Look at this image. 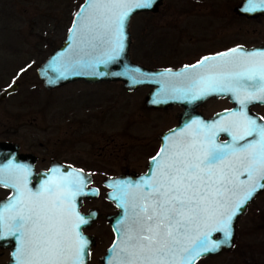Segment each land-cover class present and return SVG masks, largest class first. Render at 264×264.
<instances>
[{"label": "snow or ice", "instance_id": "1", "mask_svg": "<svg viewBox=\"0 0 264 264\" xmlns=\"http://www.w3.org/2000/svg\"><path fill=\"white\" fill-rule=\"evenodd\" d=\"M155 2L87 0L70 31L80 34L81 50L87 49L91 58L58 60L57 78L69 70L94 71L118 59L127 18ZM258 9H264V0H247L245 11ZM218 60L231 66L190 79L183 89L167 80L152 81L161 84L158 95L183 91L197 99L209 91L227 92L241 108L223 117L224 124L197 120L170 133L151 158L146 176L111 185V198L123 210V218L114 229L117 239L108 264H195L203 254L229 243L233 218L254 193L264 189V125L244 110L252 100L264 101V52L231 49L192 67ZM129 72L133 83L144 82L138 77L146 74L136 69L124 74ZM217 130L229 133L232 142L218 144ZM51 172L33 191L28 187V168L11 160L0 166V186L13 190L6 202H0V241L16 240V264H84L88 240L80 228L89 218L76 210V198L94 193L85 191L86 179L80 171L61 173L54 168ZM215 233L221 238L213 239Z\"/></svg>", "mask_w": 264, "mask_h": 264}, {"label": "rangeland", "instance_id": "2", "mask_svg": "<svg viewBox=\"0 0 264 264\" xmlns=\"http://www.w3.org/2000/svg\"><path fill=\"white\" fill-rule=\"evenodd\" d=\"M82 1L0 0V93L12 82L17 83L13 94L0 100V121H3L0 123L9 119L13 124V141L26 148L33 136L35 141L41 140L35 134H42L45 139V129L42 131L40 125L45 110L79 109L82 112L76 114L83 132L82 137L73 140L80 141L77 146L82 159L91 156L87 153L92 150L95 162L110 160L113 171L125 168H118L123 163L130 169L142 170L157 146V134L175 121L170 108L154 116L155 111L143 105L147 88L126 91L120 81H73L48 91L36 77V66L63 40ZM237 1L161 0L155 12L133 15L128 24L131 61L147 68H171L190 61L200 54L190 48L193 40L198 42L195 36L199 37L191 29L198 32L206 22L190 29L192 15L218 11V6L228 18ZM225 22V42L249 40L243 31L247 27L244 22L241 31L233 30L234 20ZM207 105L205 115L221 107L228 108L230 103L215 98L207 101ZM250 110L264 117V105L251 106ZM33 149L43 153L38 146ZM195 264H264V189L237 217L232 247Z\"/></svg>", "mask_w": 264, "mask_h": 264}, {"label": "flooded vegetation", "instance_id": "3", "mask_svg": "<svg viewBox=\"0 0 264 264\" xmlns=\"http://www.w3.org/2000/svg\"><path fill=\"white\" fill-rule=\"evenodd\" d=\"M240 1L241 0H238L233 8L238 5ZM219 5L222 6V3L220 2ZM217 8L218 11L214 10L213 12L206 14L192 15L193 18L189 19L190 29L193 25L202 21H206L201 29L198 30V32L191 29V31L194 32L195 35L199 34V37L195 36V39L198 42L193 40L190 48L194 51H197L196 53L199 52L200 54H195L196 56L194 55L195 57L190 61L178 65L177 67H171L172 69H178L182 66L193 65L202 58L224 52L236 46H242L245 48L264 46V13H258L256 15H246L244 13L234 12L232 8L233 12L231 15L233 17H231L230 15L227 18L225 16V12L219 11L222 10L220 7L217 6ZM200 16L204 18H200ZM230 19L235 21L233 30L237 29L238 31H241L243 22L247 25V27L243 29V31L248 34L249 40L225 42V33L223 32V30H225V21ZM200 31H202L201 35ZM12 84H16L17 86L16 82H12L11 85ZM140 87L147 88L145 95L150 90V87L148 86ZM8 88H6V90ZM124 89L126 91L134 90H128L125 87ZM6 90L0 93V100L7 98L13 94L12 91L11 93L1 97ZM145 95L143 97V105L148 110L152 112L155 111L154 116L159 115V113H157L158 111L170 108L174 115L175 121L172 125L164 128L159 134H157V146L148 156L145 166L142 170L130 169L123 163L118 168H125H121L118 171H113V166L109 165V163L111 162L110 160H105L102 164L95 162L97 161V159L93 157L95 156V153L92 150L87 153L91 156L82 159V152L77 146L80 141L73 140V138L82 137L83 132V128L81 127V119L79 118V115L76 114V112H82V110L80 111L79 109L66 108L58 110H45V112L47 113H45V115L43 116V123H40V125L42 126V131L43 129H45V139L42 134H35L41 140L35 141V136H33V140H31V143L28 145L29 147H26L28 149L22 148L20 142L13 141V124L9 119L6 118L3 124L0 123V145H7L10 147L12 146L10 150H13V152L15 153V157L13 156L14 164H17V157L21 156L22 163H20V165H23L26 168L30 167V181L32 184H34L36 177L40 174L44 173L45 175H47V177L50 176L52 174L51 170L54 168H59L61 170V173H68L69 171L77 170L81 173H84L85 175H88L90 182L87 185V188H89V193L94 194L86 195L83 198L82 196L76 198V210L79 212V214L82 216V214H88L90 211L92 214L89 223L86 224L84 228H80L81 234L83 232L90 236V244L87 249L88 254L85 264H102V258L106 254L114 239V235L108 218L114 216L118 212V208L116 207L114 201L110 199V196H112L114 189L111 187L109 181L117 179L123 175L134 176L144 173L147 169L148 160L155 154L156 150L158 149L159 136L165 130L169 129L177 123L179 114L184 109L183 106L178 103H173L170 106L160 108L147 107L144 104ZM220 98L227 100L223 97ZM213 99L215 98H211L198 103L195 107V111H197L204 117H208L211 114L226 108L221 107L219 109L212 110L210 114L205 115L204 113L208 108L207 101ZM85 111L87 110H84V112ZM11 112H13V110ZM83 121L84 120H82V122ZM55 134L56 139H54ZM35 146H38V148L42 149L43 153L41 154L33 149ZM0 161H4V157L1 158ZM32 190L35 191L36 189ZM9 195L10 190L0 186V202L7 199ZM17 246L18 245L15 239H5L0 241V264H7V262L11 259L10 253H12L13 255V264H16L15 253Z\"/></svg>", "mask_w": 264, "mask_h": 264}, {"label": "water", "instance_id": "4", "mask_svg": "<svg viewBox=\"0 0 264 264\" xmlns=\"http://www.w3.org/2000/svg\"><path fill=\"white\" fill-rule=\"evenodd\" d=\"M161 3V0H156L155 4L148 9H137L133 11L129 17L127 18L126 25H125V39H124V48L123 51L120 53V56L118 59L109 62L107 65H99L94 71L93 70H69L68 72L65 73L63 77H58V73L55 71V66L56 62L58 60L62 59H73V60H78V59H83V60H89L91 57L86 54L88 51L87 49H84L83 51L81 50V43H80V34L76 32L74 34L73 31H70L73 29V24L74 21L77 20V14L81 12L82 8L86 7L87 5V0H83L78 8L76 9L75 13L72 15L69 26L65 32V36L63 40L59 43L57 47H55L35 68V74L38 80L40 81L41 86L44 89L50 90L55 87H59L61 85L73 82V81H84L88 83H97V82H102V81H120L122 85L128 89H134L140 86H148L150 87L149 92L145 95L144 98V104L147 107H153V108H160V107H165L168 105H171L173 103H178L183 106V111L179 114L177 123L170 127L169 129L165 130L161 135L159 136V146L158 149L156 150L155 156L159 149L163 146V144L166 142L165 138L172 132L178 131L182 128L185 127L186 124H191L193 121H201L203 123H212V122H217L218 124H224L226 121H224L222 118L227 116L229 113L233 111H239L241 108V105L237 102V100L233 97L231 93L227 92H212L209 91L206 94L200 95L197 99H190L189 97L192 95V93H185L183 91L181 92H174V93H160L161 90V84L152 82L154 79H160V80H167L175 84L177 88H185L188 81L193 78H198L199 75L201 74H211L217 71L220 67H230L231 65H224L221 60L218 61H207L204 67H197L193 68V65H198V62L201 61L199 60L198 62L194 63L193 65L190 66H182L178 69H172V68H147L139 63L132 62L129 55H128V49H129V44H130V37H129V31H128V24L130 21V18L141 12H155L159 5ZM247 7V0H241L238 5H236L233 10L234 12L237 13H244L246 15H256L258 13H264V9H258L255 11H245V8ZM242 49L243 52H264V46H257V47H242V46H236L231 49ZM231 49H228L224 52L221 53H228L230 52ZM218 53V54H221ZM218 54H214L208 57H215L218 56ZM256 59H259L257 57ZM131 69H136L140 73L146 74L144 77H138L140 79H143L144 82L142 83H133V81L130 79V75L132 73L129 72L128 75H125L124 73L128 72ZM79 71V74H76V72ZM102 73V74H100ZM162 73H171L170 76H164L162 77ZM180 73H184V75H177ZM16 84H12L1 96L3 97L6 94L11 93L12 91L15 90ZM226 98L227 101L230 103L229 108H225L223 110L217 111L213 114H211L208 117L202 116L200 113L195 111V107L198 103H201L202 101H206L211 98ZM154 100H159L162 101L160 103H154ZM254 105H264V101L261 100H252L251 102H248L244 106V110L247 112L249 116L254 118L258 124L264 125V118L259 116L258 114L253 113L250 110L251 106ZM193 129L196 128V125H192ZM248 139H252L249 137ZM215 140L218 144H224V143H231L232 142V137L229 135L227 132L223 131H218L216 132ZM246 141H240V143H245ZM12 146H7V145H0V160L1 158L4 157V161H0V166L7 165V163L11 160L13 162V156L15 157V153L13 150H10ZM14 149V146H13ZM152 156V157H153ZM151 157V158H152ZM151 158L148 160L147 164V169L144 173L138 174V175H123L117 179L109 181V183L112 185L116 181H131V182H136L138 181L141 177L146 176L150 172V169L152 167L151 165ZM18 161L17 164L20 165L22 163V158L21 156L17 157ZM6 162V163H5ZM29 170V176H28V187L30 189H38L39 185L43 183L45 179H47V175L40 174L36 177L34 184L31 183L30 177V167H28ZM85 179H86V184H89V178L88 175H85L84 173H81ZM246 177L242 176L241 179H245ZM264 183V182H262ZM3 187V186H2ZM5 188V187H4ZM10 190V195L8 198L13 195V190L10 188H6ZM262 189L258 190L256 193L253 194L251 199H249L243 207H241L238 211V214L233 218L232 221V238L229 241L227 245L221 246L217 251L211 252V253H205L203 254L200 258H198L195 263L204 257H208L211 255H215L219 253L222 250H228L232 247L233 245V240H234V233H235V222L236 219L239 215H241L248 203L255 198L257 193H259ZM86 192H89V188H85ZM86 195H82V198L85 197ZM79 197V196H78ZM77 197V198H78ZM7 198V199H8ZM7 199L3 200L2 202H6ZM110 199L111 196H110ZM113 200V199H112ZM116 207L118 208V212L114 215L108 218V221L111 225L112 232L114 235L113 242L111 243L110 247L108 248L106 254L102 258V264H108L109 257L111 256V253L109 250L112 248L114 241L117 239V234L115 232V227L118 225V222L120 219L123 218V210L117 206V201L113 200ZM82 216L88 217L89 220L92 217L91 211L88 214H82ZM86 225H82L81 227L84 228ZM83 237H85L88 240V246L90 244L89 238L90 236L83 233L81 234ZM213 239H220L221 234L220 233H215L213 234ZM87 249L85 250V256H84V264L87 259ZM11 259L7 262V264H13V255L10 253Z\"/></svg>", "mask_w": 264, "mask_h": 264}]
</instances>
